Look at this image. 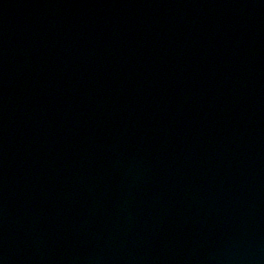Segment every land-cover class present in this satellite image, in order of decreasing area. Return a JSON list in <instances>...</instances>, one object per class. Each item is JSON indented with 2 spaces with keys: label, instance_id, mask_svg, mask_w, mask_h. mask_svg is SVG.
I'll use <instances>...</instances> for the list:
<instances>
[{
  "label": "water",
  "instance_id": "obj_1",
  "mask_svg": "<svg viewBox=\"0 0 264 264\" xmlns=\"http://www.w3.org/2000/svg\"><path fill=\"white\" fill-rule=\"evenodd\" d=\"M0 264H264V0H0Z\"/></svg>",
  "mask_w": 264,
  "mask_h": 264
}]
</instances>
